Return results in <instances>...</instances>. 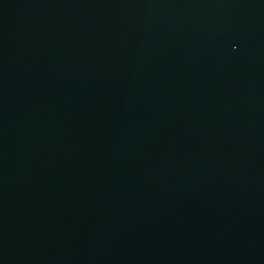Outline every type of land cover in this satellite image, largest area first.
<instances>
[{
	"label": "water",
	"instance_id": "95a60500",
	"mask_svg": "<svg viewBox=\"0 0 264 264\" xmlns=\"http://www.w3.org/2000/svg\"><path fill=\"white\" fill-rule=\"evenodd\" d=\"M0 264H264V0H0Z\"/></svg>",
	"mask_w": 264,
	"mask_h": 264
}]
</instances>
